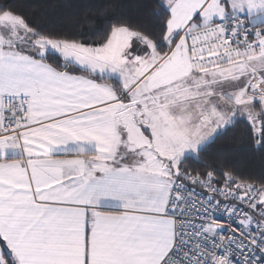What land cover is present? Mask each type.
Returning a JSON list of instances; mask_svg holds the SVG:
<instances>
[{"label":"snow or ice","instance_id":"6c2138e0","mask_svg":"<svg viewBox=\"0 0 264 264\" xmlns=\"http://www.w3.org/2000/svg\"><path fill=\"white\" fill-rule=\"evenodd\" d=\"M0 0V264H264V0ZM63 9V11H60Z\"/></svg>","mask_w":264,"mask_h":264},{"label":"trees","instance_id":"16d2710c","mask_svg":"<svg viewBox=\"0 0 264 264\" xmlns=\"http://www.w3.org/2000/svg\"><path fill=\"white\" fill-rule=\"evenodd\" d=\"M23 2L32 6L29 10L33 11L37 18H39L45 14L51 13L53 9L49 6L53 3L60 2V0H23ZM60 11H63V9ZM242 139L241 133H236L234 135L224 137L220 143L226 149H237L235 152V158L241 167L248 170H259L261 165L264 164V161H262L257 154L247 151L243 142H240L239 144L235 143V141H242Z\"/></svg>","mask_w":264,"mask_h":264}]
</instances>
